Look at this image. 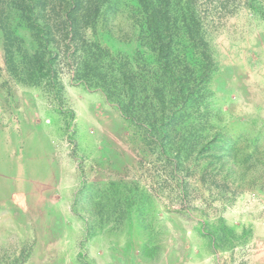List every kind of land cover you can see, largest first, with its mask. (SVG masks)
<instances>
[{"label": "rangeland", "instance_id": "obj_1", "mask_svg": "<svg viewBox=\"0 0 264 264\" xmlns=\"http://www.w3.org/2000/svg\"><path fill=\"white\" fill-rule=\"evenodd\" d=\"M75 1L55 54L0 4V264H264V0Z\"/></svg>", "mask_w": 264, "mask_h": 264}, {"label": "trees", "instance_id": "obj_2", "mask_svg": "<svg viewBox=\"0 0 264 264\" xmlns=\"http://www.w3.org/2000/svg\"><path fill=\"white\" fill-rule=\"evenodd\" d=\"M71 1L72 2H70V0H64L60 2L58 5V7L62 5L61 11H60L59 9L57 10L56 7L49 8L47 0H0V4H2L1 9L2 8L4 10L7 9L6 13L2 11L1 16L3 15V13H5V16L7 18L14 16L18 24H23L25 27H28L31 30L33 36L36 35V37H38L36 39H39L40 42H42L40 44L41 48L47 49L49 47V50L53 51V53L55 54L56 49L50 43V41L51 42L53 41L52 36L55 33V30L54 28H52V26L53 25H56V26L64 25V27L70 28V32L71 34H73L76 31L75 27L78 25V18L75 17L74 11L79 6V3L75 0H71ZM135 1L141 4L142 8H144L147 13V16H151L152 14V17L155 18L154 15L157 11L151 12L152 1L150 0H135ZM149 19H151V17ZM5 21H6L5 18L0 19V29L3 31L4 36L6 38H10L9 33H8L9 29L4 24ZM56 21H59V22L55 23ZM152 22H153L152 23L153 28L156 29V32H157L156 34L157 37L152 41L154 50L158 53L159 55L158 57L160 59H163L170 50V42L169 41L167 42L164 40V38H161V34L158 32V28L156 27V23H155L156 20L152 19ZM150 23L151 21L149 22V25L151 27ZM9 50L6 48V53L7 52L9 53L10 52ZM43 56H44V52L42 51V49L38 50L34 54V56H32L30 59H27V60L23 59L24 67L26 69L31 67L32 69V68H37L39 66L40 72H44L42 71ZM45 63L48 64V66H50L53 63L52 58L49 56V58L46 59ZM90 66L92 68L91 69L92 72L90 73L95 74L94 76H96L98 79V76L96 74H98L100 68L98 67L97 64L95 65L91 63ZM119 69L123 71L120 75L124 83L127 86L126 88H124V90L126 89L127 91L129 90L128 92H131L132 85L131 83H127L125 81L126 73L123 67H119ZM176 81L178 83L179 80H176ZM181 89L182 88H181V83H180V90ZM127 110H128L127 108L124 109V114L126 116H129V113Z\"/></svg>", "mask_w": 264, "mask_h": 264}, {"label": "bare ground", "instance_id": "obj_3", "mask_svg": "<svg viewBox=\"0 0 264 264\" xmlns=\"http://www.w3.org/2000/svg\"><path fill=\"white\" fill-rule=\"evenodd\" d=\"M15 152L16 146L13 143H9L8 147L0 145V204L7 205L11 210H13L15 207L14 203L19 201V196L24 194L22 188L25 187L26 189L29 185L31 187L34 183L32 181L39 176L41 171L36 163L37 159L35 160V155L31 154L32 156H29L28 154H21V161L25 163L32 162L33 165H37L38 168H35L32 165H27L30 170L28 168L25 169L23 171L24 176L16 174L15 170H12V167H16L15 164L17 162V158L13 156ZM38 160H40L39 157ZM10 221H13V218H10Z\"/></svg>", "mask_w": 264, "mask_h": 264}]
</instances>
